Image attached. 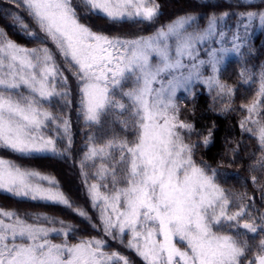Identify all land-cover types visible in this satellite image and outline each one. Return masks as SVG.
I'll return each instance as SVG.
<instances>
[{
    "label": "snow or ice",
    "instance_id": "snow-or-ice-1",
    "mask_svg": "<svg viewBox=\"0 0 264 264\" xmlns=\"http://www.w3.org/2000/svg\"><path fill=\"white\" fill-rule=\"evenodd\" d=\"M10 2L21 5L55 45L77 81L79 115L96 128L88 135L80 166L99 212V225L92 226L101 228L103 237L71 242L74 226L64 220L29 222L16 211L0 209V264H132L118 250H106L104 237L124 244L143 264H264V211L246 192L221 185L218 177L228 173L195 159L198 145L191 136L202 133L180 119L177 103V91L190 93L198 82L214 93L213 104H220L222 112L237 110L234 86L219 76L225 57L240 54L245 42L239 33L229 40L217 31L228 14L210 16L203 28H192L196 18L185 14L150 35L127 39L81 23L71 0ZM81 2L112 21L152 22L159 14L156 0ZM241 17L248 21L246 30L257 18L264 26V10ZM14 19L26 34L36 35L19 15ZM209 41L216 46L200 59L198 46ZM240 76L244 83L252 79L246 71ZM67 83L48 47H23L0 33V147L21 155L67 153L72 148L69 121L45 106L54 98L68 103ZM239 109L246 113L241 130L258 145L249 155L248 170L264 173V71L254 96ZM61 134L67 139L62 150L57 146ZM211 137L210 129L203 136L205 146ZM251 181L264 200V182L257 175ZM0 191L63 205L87 218L53 178L3 158ZM53 223L61 227L47 226ZM52 233L63 240L53 242Z\"/></svg>",
    "mask_w": 264,
    "mask_h": 264
},
{
    "label": "trees",
    "instance_id": "trees-1",
    "mask_svg": "<svg viewBox=\"0 0 264 264\" xmlns=\"http://www.w3.org/2000/svg\"><path fill=\"white\" fill-rule=\"evenodd\" d=\"M71 3L77 11L80 22L94 32L127 39L150 35L157 28L185 14L196 18L192 28H203L207 25L210 16L219 17L227 13L223 27L228 28L229 26L230 31L226 33L228 35L241 22V13L264 10V0L249 2L244 0H156L159 14L152 22L136 19L112 21L90 11L81 0H71ZM17 15L36 35L26 34L14 19ZM254 22L252 32L244 36L245 42L240 54L227 57L219 74L222 81L234 86L236 91L233 96V106L237 110L222 112L220 104H213L212 95L214 93L210 94L208 88L198 82H193L190 93L184 90L178 91L177 103L180 107V119L193 123L196 131L202 133L201 136L195 134L191 136L190 142L198 145L194 150L195 159L204 161L212 168H218L221 173H228L227 176L218 177L221 185L231 191L246 192L252 197L256 208L264 211V200L261 199L260 190L251 181V176L257 175L261 182H264V173H250L248 170V165L252 162L249 155L257 150L258 145L255 137L251 133L243 132L239 126L240 120L246 114L239 109V106L241 103H247L254 96L258 88L259 74L264 71V26L258 25V18L254 19ZM0 33L4 34V38L20 46L27 48L46 46L52 51L57 64L60 65L67 78L66 87L69 96L67 104L59 98H54L51 105L46 102L45 106H51L56 114L69 121V134L72 139V148L63 155H20L0 147V158L12 161L24 169H33L53 178L59 190L65 194L72 205L87 213V218L80 217L71 208L63 205L30 198H17L2 192H0V209L16 211L29 222H39V218L42 217L64 220L66 224L74 226V231L69 233L71 242L80 238H100L103 232L101 228L92 226L93 224L99 225L98 214L91 208L88 189L81 175L80 166L83 152L86 150L88 135L95 134L96 128L86 126L79 115L77 81L54 44L39 32L38 26L21 5L12 3L10 0H0ZM242 71H246L252 77L247 83H244L240 76ZM210 129L212 130L211 142L205 146L202 142L203 136L207 135ZM46 134H51L50 129L46 130ZM62 136L63 134L61 138H58L57 145L61 150L67 144V139ZM88 171L91 172V169ZM91 182L92 180L89 179L88 183ZM44 223L47 222L44 221ZM47 226L61 227L59 223L47 224ZM50 238L55 243L63 240V236L58 233H52ZM111 249V246L106 247L108 251ZM121 253L128 256L132 264H142L138 262L137 255L132 251L121 249Z\"/></svg>",
    "mask_w": 264,
    "mask_h": 264
},
{
    "label": "rangeland",
    "instance_id": "rangeland-1",
    "mask_svg": "<svg viewBox=\"0 0 264 264\" xmlns=\"http://www.w3.org/2000/svg\"><path fill=\"white\" fill-rule=\"evenodd\" d=\"M244 1H246V2H249V1H253V0H244ZM96 13H98V14H100V15H103V16H105L103 13H100V12H96ZM106 17V16H105ZM124 20H135V19H128V18H125ZM136 20H139V19H136ZM241 21V22H240ZM238 23L239 24H237L236 26H235V28L233 29V30H231V34H226L227 33V31L229 30L230 31V28H229V26H228V28H224L223 26V24H224V19H223V21H220L219 23H218V25H217V31H223L224 33H225V35H226V37L230 40L231 39V36H232V34H235V33H239L242 37H244L246 34H250L251 32H252V29H254V20L248 25V28H247V30L245 29V27H244V25L245 24H248V21H247V19H246V17H242V19L240 20ZM260 23L258 22V25H259ZM209 46H216V45H213L212 44V42L211 41H209V42H207L206 44H203V45H200V46H198L199 47V58L200 59H207V56H206V51H207V48L209 47ZM54 47H55V45H54ZM58 51V50H57ZM231 55H233V54H229L228 56H226L225 57V59L227 58V57H229V56H231ZM224 59V60H225ZM209 73L207 72V71H205L204 72V75H208ZM77 86V85H76ZM77 88V92H78V96H79V100H78V103L80 104V94H79V89H78V86L76 87ZM181 90H183V89H180V90H178V91H181ZM177 91V92H178ZM19 154V153H18ZM31 154H38V155H42V154H52V153H31ZM21 155V154H20ZM29 155V154H28ZM28 170H33V169H28ZM41 175H43V174H41ZM44 176H46V175H44ZM42 183H44L45 184V186H47V182L46 181H43ZM0 192H2V193H7V192H5V191H0ZM88 192V191H87ZM9 194V193H8ZM89 195V194H88ZM88 199H89V202L91 203V200H90V197L88 196ZM37 200H39V199H37ZM40 201H43V200H40ZM45 202H48V201H45ZM91 208H92V210L94 211V212H96L97 214H98V216H99V212H98V209H96V208H94L93 206H92V203H91ZM101 237H103V234H102V236ZM100 237V238H101ZM105 239H106V241H107V244H106V247H108V246H111L112 247V249L110 250V251H112V250H118L120 253H121V249H127L125 246H124V244H121L119 241H113V240H111L110 238H108V237H104ZM126 240H127V238L125 237V243H126ZM128 251H132V250H129V249H127ZM134 254H135V252L134 251H132ZM123 254V253H122ZM124 255V254H123ZM136 256V255H135ZM128 257V256H127ZM138 259V262L139 263H142L143 264V261L138 257V256H136Z\"/></svg>",
    "mask_w": 264,
    "mask_h": 264
}]
</instances>
